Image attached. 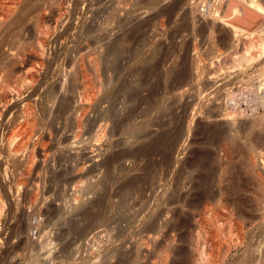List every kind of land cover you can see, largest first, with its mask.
<instances>
[{"label":"rangeland","instance_id":"obj_1","mask_svg":"<svg viewBox=\"0 0 264 264\" xmlns=\"http://www.w3.org/2000/svg\"><path fill=\"white\" fill-rule=\"evenodd\" d=\"M20 1L0 34V264H264V135L244 129L264 122V0Z\"/></svg>","mask_w":264,"mask_h":264},{"label":"bare ground","instance_id":"obj_2","mask_svg":"<svg viewBox=\"0 0 264 264\" xmlns=\"http://www.w3.org/2000/svg\"><path fill=\"white\" fill-rule=\"evenodd\" d=\"M9 1V0H8ZM13 0H11L10 2L12 3V4H10V5H7V3H5L6 5H4V4H1L2 3V1H0L1 3H0V34L5 30V28H6V24L8 23V20H10V19H12V18H14L13 16H14V14H16V11H18V8H17V6H19L20 7V0H17V1H15V2H12ZM57 1V0H56ZM7 2V1H6ZM59 2H60V0H59ZM3 3H4V1H3ZM55 5V4H54ZM63 5V4H62ZM77 5V4H76ZM16 8H17V10H16ZM54 8V7H53ZM39 9V8H38ZM41 9V8H40ZM40 9H39V11H40ZM63 9V8H62ZM59 10V11H58ZM57 11H58V13L61 11V9H58ZM106 10H107V8L105 9V7H100L95 13H94V19L95 18H97L99 15H103L105 12H106ZM40 13V12H39ZM22 14V13H21ZM71 14V13H70ZM24 15V14H23ZM41 15H42V13H41ZM59 15V14H58ZM57 15V16H58ZM25 16V15H24ZM38 17H41V16H38ZM15 19V18H14ZM65 22V21H64ZM43 23V22H42ZM8 25V24H7ZM86 26V25H85ZM90 26H91V24L90 25H87L86 26V30L88 31L89 29H90ZM254 27H256V26H254ZM23 28V27H22ZM60 28V27H59ZM46 29V28H45ZM84 30H85V28H83ZM250 29V28H249ZM252 29V28H251ZM246 30H248V29H246ZM254 30H255V28H254ZM249 31V30H248ZM9 32V31H8ZM86 32V31H85ZM245 32H247V31H245ZM254 32H256V31H254ZM16 33V32H15ZM249 33V32H248ZM253 33V32H252ZM15 35H17V34H15ZM251 35V34H250ZM249 35V36H250ZM256 35V34H255ZM255 35H253V36H255ZM252 36V35H251ZM256 37V36H255ZM259 38V37H258ZM16 39V38H15ZM252 39V38H251ZM21 40V39H20ZM255 39H253V41H254ZM41 41V40H40ZM260 42V41H259ZM252 44H253V42H251ZM250 43V44H251ZM243 44V43H242ZM259 44V43H258ZM254 45V44H253ZM252 45V46H253ZM40 46V45H39ZM249 46V45H248ZM256 46L254 45V47H253V51L255 50L254 48H255ZM249 48H252V47H249ZM2 49H4V48H2ZM241 49V48H240ZM234 50V49H233ZM251 50V49H250ZM241 51V50H240ZM252 51V50H251ZM239 53V52H238ZM237 53V54H238ZM229 54V53H228ZM233 54V53H232ZM251 60V59H250ZM244 63V62H243ZM119 64V63H118ZM247 64V62L245 63V66H248L249 65V63H248V65H246ZM117 65V64H116ZM243 66V65H242ZM116 67V66H115ZM118 68V67H117ZM245 68V67H244ZM10 69V68H9ZM12 69V68H11ZM112 69V68H111ZM119 69V68H118ZM121 69V68H120ZM119 69V70H120ZM13 71V70H12ZM30 72V71H29ZM261 72V71H260ZM259 72V73H260ZM33 73V72H32ZM120 73V72H119ZM30 74V73H29ZM257 74V73H256ZM32 75V74H31ZM121 75V74H120ZM123 75V74H122ZM256 76V75H255ZM219 77V76H218ZM259 77H260V81H256L255 79H253V77H252V80H255V82H257V83H255L254 82V84H252V82L248 85V90H249V95H250V97H255V96H259L260 98H263L264 97V71L263 72H261V74H259ZM255 78V77H254ZM31 79V78H30ZM112 80V79H111ZM250 80V79H249ZM257 80H258V77H257ZM247 82H248V80H246ZM114 82H115V80H114ZM237 82V81H236ZM246 83V82H245ZM116 84V83H115ZM248 84V83H247ZM114 85V84H113ZM122 88V87H121ZM120 88V89H121ZM236 88V87H235ZM242 89V88H241ZM118 90H119V87H118ZM54 91V90H53ZM242 91V90H241ZM118 92V91H117ZM49 93V92H48ZM256 93V95L254 96V94ZM51 94H52V92H51ZM107 95H109V94H107ZM49 96V95H48ZM54 96V95H53ZM53 96L51 95V96H49L48 98H47V100L48 99H50V98H53ZM104 96V95H103ZM220 99V98H219ZM257 99V98H256ZM63 102V101H62ZM112 102V101H111ZM67 104V103H66ZM61 105V104H60ZM65 105V104H64ZM62 106V105H61ZM188 106V105H187ZM213 106V105H212ZM64 107H66V106H64ZM68 107V106H67ZM67 107L66 108H64V110H65V112L66 111H68L67 110ZM52 108V107H51ZM57 108H58V106H57ZM61 108V107H60ZM59 108V109H60ZM113 108V107H112ZM214 108V107H213ZM58 109V110H59ZM62 109H63V107H62ZM69 109V108H68ZM111 109V108H110ZM54 110H55V108H54ZM57 110V111H58ZM50 111V110H49ZM107 111V110H106ZM209 111V110H208ZM27 112V111H26ZM35 112V111H34ZM109 112V111H108ZM210 112H211V110H210ZM51 113V112H50ZM67 113V112H66ZM208 113V112H207ZM219 113V112H218ZM107 114V113H106ZM106 114H103V115H101L100 116V119H99V121H102V120H105V123H106V121H108V119H110V118H112V116L114 117L115 115H114V113H113V111L112 112H109L107 115ZM116 114V113H115ZM221 114V113H220ZM9 115V114H8ZM29 115V114H28ZM130 115V114H129ZM128 115V116H129ZM214 115H216L214 112H213V114L211 115H209L208 117H212V116H214ZM222 115V114H221ZM219 116V115H218ZM110 117V118H109ZM7 118V117H6ZM115 118V117H114ZM116 118H117V116H116ZM36 119V118H35ZM127 119H129V117H127L125 120H122V119H118L117 121H115L114 122V127H115V131H116V133L117 132H122L124 129L126 130V128L124 127V124L126 123L127 124V122L126 121H128ZM217 120V119H216ZM245 120V119H244ZM31 121V120H30ZM113 121H114V119H113ZM262 120H258V116H257V118H256V116H255V118H253L252 120H250V121H248L249 123V125L248 124H246L247 125V127H245L244 129L245 130H249L250 128H256L257 129V127H260V128H258V132H255V133H253L252 132V130L250 131V133L252 132L254 135H256L255 136V138L256 137H260V135L262 134V136L264 135V122L262 121ZM96 122V121H95ZM218 123V122H217ZM223 123V122H222ZM109 124V123H108ZM242 124V123H241ZM32 125V124H31ZM107 126V125H106ZM243 126H244V124H243ZM249 126V127H248ZM102 127V126H101ZM108 127V126H107ZM129 127V126H128ZM207 127V126H206ZM234 127V126H233ZM237 127V128H236ZM243 128V127H242ZM242 128H240V125L239 126H235V129H233V132H234V130H236V132L237 133H239L240 135L242 134V133H244L245 132V130H242ZM207 129V128H206ZM210 129L211 130H213L214 129V131L215 130H218V132L221 134V135H223L224 136V138L226 137V139L228 140V142L227 143H229V145L228 146H230V144H231V142L233 143V144H231V146L232 145H234V142L236 141V139L237 138H234L235 136H233V137H231V135H232V132H231V135H230V130L232 129L231 127H230V125L228 124V123H226L225 125H222V124H220V125H212L211 127H210ZM229 129V130H228ZM259 129H260V131H259ZM114 130V129H113ZM150 130V129H149ZM114 131V132H115ZM213 131V132H214ZM232 131V130H231ZM253 131H254V129H253ZM125 132V131H124ZM260 132H263V133H260ZM100 133V132H99ZM112 133V132H111ZM150 133V132H149ZM235 133V132H234ZM233 133V135H235ZM128 134V133H127ZM218 134V133H217ZM252 134V135H253ZM131 135V134H130ZM129 135V136H130ZM230 135V136H229ZM237 135V134H236ZM246 135H247V133H246ZM218 136V135H217ZM13 137V136H12ZM132 137V136H131ZM145 137V136H144ZM246 137V136H245ZM43 138V137H42ZM178 138V137H177ZM247 138V137H246ZM263 138V137H262ZM218 139H219V137H218ZM247 139H249V138H247ZM258 139V138H257ZM256 139V140H257ZM250 140V139H249ZM251 140H253V139H251ZM251 140H250V142H251ZM259 140H261V139H259ZM259 140H257V141H259ZM26 141V140H25ZM204 141V140H203ZM256 141V142H257ZM39 142V141H38ZM41 142V141H40ZM147 142H149L148 140H147ZM205 142V141H204ZM237 142V141H236ZM259 142H261V141H259ZM157 142H155V140H150V147H154V145L156 144ZM165 143V142H164ZM227 143H226V146H227ZM240 143V142H239ZM148 144V143H147ZM160 143H158L157 145H159ZM162 144V143H161ZM161 144H160V146H161ZM236 144V143H235ZM251 144H253V142L251 143ZM257 144H258V142H257ZM163 145V144H162ZM225 145V144H224ZM238 145V144H237ZM160 146H158V147H160ZM257 146V145H256ZM144 147V149L146 148L145 146H142V148ZM163 147V146H162ZM251 147V146H250ZM138 148H140V147H138ZM142 148H140V149H142ZM223 148V147H222ZM139 149V150H140ZM154 149V148H153ZM152 149V150H153ZM156 149H158V148H156ZM155 149V150H156ZM240 149V148H239ZM15 150V149H14ZM139 150H136L135 152H140ZM146 150V149H145ZM149 150H151V148H149V149H147L146 151H145V153H146V155L148 154V151ZM213 150V149H212ZM126 151V150H125ZM142 151V150H141ZM159 153H160V150H157ZM156 151V152H157ZM161 151H162V149H161ZM232 151V150H231ZM256 151V150H255ZM264 151V150H263ZM128 152V151H127ZM165 152V151H164ZM144 153V154H145ZM154 152H151V154H153ZM215 153V152H214ZM244 153V152H243ZM248 153V152H247ZM130 155V154H134V152H131V153H126V155ZM143 153H141V155H142ZM150 154V153H149ZM198 154H199V150H198ZM123 155H125V154H123ZM253 155V154H252ZM112 156V155H111ZM143 156V155H142ZM148 156H150V155H148ZM199 156V155H198ZM242 156V155H241ZM251 156V155H250ZM128 157V156H127ZM144 157V156H143ZM215 157V156H214ZM249 157V156H248ZM253 158V157H252ZM108 159V162H113V158H107ZM144 159V158H143ZM164 159V158H163ZM229 160V159H228ZM193 161V160H192ZM206 161V160H205ZM211 161V160H210ZM105 162L107 163V161L105 160ZM104 162V163H105ZM204 162V161H203ZM208 162V161H207ZM195 163V162H194ZM218 163V162H217ZM196 164V163H195ZM205 164V163H204ZM207 164V163H206ZM224 164V163H223ZM263 164H264V162H263ZM256 165V164H255ZM255 165H253V166H255ZM194 166V165H193ZM252 166V165H251ZM206 167V166H205ZM228 167V166H227ZM264 167V166H263ZM224 168V167H223ZM232 169V168H231ZM206 170V169H205ZM208 170V169H207ZM221 170V169H220ZM223 170V169H222ZM224 171H226V170H224ZM218 172V171H217ZM232 172V171H231ZM264 173V171H262V172H260V176H261V174H263ZM222 174V173H221ZM259 174V173H258ZM199 175V174H198ZM232 175V174H231ZM223 176H225V175H223ZM208 177V176H207ZM232 178V177H231ZM201 179V178H200ZM223 179H225V178H223ZM222 179V180H223ZM229 179V178H228ZM235 179H236V177H235ZM219 181V180H218ZM229 181V180H228ZM202 182V181H201ZM206 182V181H205ZM227 183V182H226ZM232 183V182H231ZM235 183V182H234ZM224 184V183H223ZM203 185V184H202ZM234 185V184H233ZM230 186H232V185H229V188H230ZM236 186V185H235ZM228 187V186H227ZM206 188V187H205ZM204 190V189H203ZM220 190H223V187H222V189H221V187H220ZM219 190V191H220ZM225 190V189H224ZM243 190V189H242ZM206 191V190H205ZM233 193H234V190L232 191ZM224 193H226V192H224ZM231 195H233V194H231ZM240 195V194H239ZM18 197V196H17ZM234 197V196H233ZM236 197V196H235ZM234 197V198H235ZM26 198V197H25ZM237 198V197H236ZM2 199V198H1ZM11 199V198H10ZM203 199V198H202ZM207 199H209V198H207ZM32 200V199H31ZM180 200V199H179ZM197 200V199H196ZM204 200V199H203ZM181 201V200H180ZM199 201V200H198ZM235 201V200H234ZM33 202V201H32ZM179 202V201H178ZM209 202V201H208ZM208 202H207V204H208ZM194 203V202H193ZM198 203V202H197ZM203 203V202H202ZM235 203V202H234ZM239 202L237 201V204H238ZM11 204V203H10ZM9 204V205H10ZM183 204V203H182ZM190 204V203H189ZM189 204H187V205H185V206H188ZM191 204H192V202H191ZM1 205V204H0ZM27 205V204H26ZM193 205V204H192ZM196 205V204H195ZM201 205V204H200ZM200 205H198V206H200ZM2 206V205H1ZM4 206V205H3ZM29 206V205H28ZM197 206V207H198ZM10 207V206H9ZM4 208V207H3ZM189 209H190V211H191V209L192 208H190V205H189V207H188ZM194 208H196V207H194ZM194 208L192 209V210H194ZM49 209V208H48ZM53 209V208H52ZM55 209V208H54ZM200 209V208H199ZM50 211V210H49ZM48 211V212H49ZM52 211V210H51ZM195 211V210H194ZM199 211V210H198ZM208 211V206H206L205 204H203V207H202V209H201V211H200V213L201 214H204V213H206ZM41 212V211H40ZM46 212H47V210H46ZM174 212V211H173ZM34 213V212H33ZM38 213V212H37ZM43 213V212H42ZM57 213V212H56ZM181 213V212H180ZM195 213V212H194ZM194 213L193 214H191L192 216L194 215ZM198 214H199V212H197ZM29 215V214H28ZM43 215V214H42ZM178 215V214H177ZM173 218V217H172ZM185 218H186V216H185ZM25 219V218H24ZM182 219V218H181ZM8 220V219H7ZM168 220V219H167ZM172 220V219H171ZM175 220V219H174ZM26 223V222H25ZM132 223V222H131ZM152 223V222H151ZM175 223V222H174ZM131 225V224H130ZM176 226H177V224H176ZM175 226V227H176ZM70 227V226H69ZM164 227V226H163ZM170 227H171V229L174 227V224H172V225H170ZM174 227V228H175ZM125 228V227H124ZM143 228V227H142ZM167 228V227H166ZM173 228V229H174ZM144 229V228H143ZM142 229V230H143ZM145 229H146V227H145ZM144 229V230H145ZM164 229V228H163ZM162 229V230H163ZM169 229V228H168ZM41 230V229H40ZM155 229H154V227H153V225H148V227H147V229L144 231V232H146L147 233V238H150L151 237V234H155V231H154ZM243 226L240 228V232L243 234ZM264 231V230H263ZM167 233V232H166ZM32 235V234H31ZM144 236V235H143ZM144 238V237H143ZM153 238V237H152ZM154 238H156V237H154ZM25 241V240H24ZM228 244V243H227ZM229 246V245H228ZM264 246V245H263ZM263 253H264V251H263ZM164 255H165V252H164ZM168 258V257H167ZM126 261H125V259L124 258H117L116 260H114L113 262H109V264H120V263H123V264H126L125 263ZM131 262V261H130ZM134 262H135V260H134ZM134 262H133V264H134ZM165 262V261H164ZM108 263V262H107ZM130 264V263H129ZM162 264H163V262H162Z\"/></svg>","mask_w":264,"mask_h":264}]
</instances>
